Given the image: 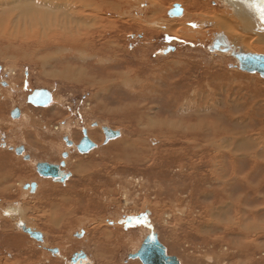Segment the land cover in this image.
<instances>
[{
  "label": "rangeland",
  "instance_id": "obj_1",
  "mask_svg": "<svg viewBox=\"0 0 264 264\" xmlns=\"http://www.w3.org/2000/svg\"><path fill=\"white\" fill-rule=\"evenodd\" d=\"M186 2L198 6L191 14L203 7L223 9L212 0H159L153 15L157 7L152 0H127L119 13L107 14L115 20L101 29L103 40L97 37L89 48L112 62L91 59L84 73L64 52L38 53L27 47L12 52L0 44V178H7L0 181V264H69L81 251L93 264H142L129 255L150 234L149 225L181 264H264V78L241 71L228 52L209 50L217 32L213 26L201 28L199 19L197 29L192 27L195 22L184 29ZM175 4L187 9L178 35L161 26L171 20L167 13ZM106 40H113L114 51L103 49ZM169 47L175 51L163 54ZM75 56L86 53L79 50ZM116 74L123 79L113 81ZM40 89L55 99L47 107L28 103V96ZM194 90L192 100L201 114L196 121H179L173 113L186 107L185 98ZM16 109L20 116L14 119ZM201 111L212 124L224 115L221 123L229 142L218 153L225 159L216 160V174V154L199 151L209 156L205 159L193 154L192 148L206 140L196 145L186 137L158 134L160 127L167 132L170 122L200 125ZM104 127L121 134L106 143ZM84 129L96 148L80 154L76 147ZM232 140L243 141L236 142L242 150L229 146ZM19 147L25 148L22 155L16 154ZM43 162H64L62 170L69 178L62 182L41 176L36 166ZM222 162L228 170L224 174ZM240 196H248L247 202L229 204ZM15 206L21 210L16 221L5 215ZM253 211L247 222L233 227L238 212L245 216ZM21 222L42 233L44 242L19 228Z\"/></svg>",
  "mask_w": 264,
  "mask_h": 264
},
{
  "label": "bare ground",
  "instance_id": "obj_2",
  "mask_svg": "<svg viewBox=\"0 0 264 264\" xmlns=\"http://www.w3.org/2000/svg\"><path fill=\"white\" fill-rule=\"evenodd\" d=\"M212 1L214 3L220 4L223 7V9L221 8L222 10H219V9H216L215 7H212V8L209 7V9H210L209 10L208 8L206 9L203 7L202 9H200L199 12L191 14L190 9L193 12H195L198 9V6H197L196 2H191V3L186 2L187 7L189 9L188 14H187V9L181 5L182 9H183V15L180 16L181 18L175 17V18H173V20L171 18V20L170 21L168 20L167 23L165 21H161V23H163V22L166 23V24L161 25L162 29L167 31L168 33L178 35L180 28L183 27V25L181 24V22H183V21L180 19L187 17L185 19L186 24L183 23L184 29L188 26L189 22H191V23L195 22L192 25V27H193V29H197V26H199L198 20L200 19V26L202 25L201 28L205 27V26H207V27L213 26L212 29L215 28V30H217V32L214 31L216 33L212 37L211 44L208 47L211 52H215V53L218 51L228 52V54L233 56L237 62H238V59H237L238 54L264 55V0H212ZM125 2H127V0H0V44L2 46H5L3 48L6 49V51L13 50L12 52H15V51L21 49V47L30 48L33 51H37L38 53H39V51H43V50H52V51H56V52H64L65 58L70 59V60L74 59L75 62H79V64H80L79 66L82 69V72H83V70H84V72L85 71L88 72L89 69L87 68V65H89L88 61H91V59H94V61H96L97 64H103L105 61L112 62L111 59L105 58L106 56L104 58H98V56H96L98 54L93 55L89 51V48H90V45H94L93 44L94 41H97V37H98V41L103 40V38L101 37V29L102 28L105 29V27H109L111 22L114 21L115 17H116V16H108L109 13L110 12L114 13V14L119 13L120 10H123V8H124L123 3L125 4ZM152 3H153L152 4L153 7L156 6L157 9H154L151 12L153 13V15H156V13L159 11L158 8L160 7L159 0H152ZM173 7H174V5H173ZM173 7H171V8L169 7L170 9L168 11L172 10ZM203 9H206L207 11L205 12V10H203ZM126 13H128V11ZM185 15H186V17H184ZM103 22H105L106 24ZM153 23L156 24L157 22H153ZM113 28L114 27L111 25L110 29L112 30ZM201 28L198 31L203 30ZM190 30H192V29H190ZM111 34H113V33H111ZM215 41L218 42V45L220 46V48H219V50L214 49L212 51L210 48H214L213 45H214ZM112 42H113V40L104 41L102 43L103 49L106 48V50H109V48H112L110 50L114 51ZM79 50H82V52L85 51L86 56L82 57V58H78L77 56H75V52H77ZM46 61H48V60H46ZM237 65H238V68L240 69L239 62ZM103 71H104V69L101 70V72H103ZM115 77H116V79H112V80L113 81H119V80L123 79V74H116ZM94 81H95V79H94ZM133 81H135V80L132 79V80L128 81V83H130V82L132 83ZM136 82H138V81L136 80ZM193 92H196V90H194ZM196 95H197V92L191 93L190 95H187L185 98L186 107L185 108L183 107L184 109H182V110L174 111L173 116L179 117L178 118L179 121H184L186 118H188L190 121V118L195 117V121H196L198 118L197 113L201 114L200 111L195 108L196 106H198V104H195V100H192L193 98L196 97ZM198 95H200V94H198ZM53 100H55V99L52 95V101ZM207 111L208 110H206V112ZM201 112L203 113L204 111H201ZM206 112H204L205 114L203 113L204 119H203L202 123H199L200 125H191V124L187 123L186 126L184 124L176 126V124H172L170 122L169 127H171V128L169 130H167V132H164V131H162V129L160 127L158 134H160L161 136H165V137H168V136L175 137L176 135L178 137H186V139H188L191 142H194L195 144L198 143L199 139L206 140L205 141L206 144L201 145L200 147L197 146V147L192 148L193 154H195V155L201 154L203 159L209 158V156L212 157L213 154H216L215 161L212 164L214 172L216 174V170H215L216 169V163H218V162H216V160L221 159V158H222L221 160L225 159L224 155L219 154L220 155L219 156L218 153L222 152L223 150L224 151L226 150L225 143L229 142V140H227V138H229V136L226 137L227 131H226L225 127H223V124H222L223 122H225L224 118L222 117L224 115L221 114L217 118V122H215V124H212V122L207 119V117H208L207 113L209 114V112H207V113ZM221 121H222V123H221ZM159 122H158V124H159ZM176 123L178 124L177 121H176ZM154 124H155V122H154ZM165 125H164V127H165ZM62 127H64V126H62ZM176 129L178 132H176ZM218 129H219V134L218 133L215 134L216 131H218ZM174 131H175V134L172 133ZM145 132H147V131H145ZM219 135L221 136V138H219L220 137ZM210 136H213V139H212L213 142H208V137L210 139ZM215 137L219 138V139L216 140ZM89 138H90V136H89ZM230 139H233V138L231 137ZM90 140L94 143V141L91 138H90ZM236 142L242 144L243 141L241 142V141L232 140L233 144L231 143V145H229V146L235 147V150H242L241 145L236 144ZM228 144H230V143H228ZM215 148L217 149V151L215 150ZM192 149H189V150L192 151ZM199 151H202L203 153L209 154V156L203 157L202 153H198ZM259 154H260V152H259ZM259 154L255 153V155L257 157L259 156ZM247 155H250V154H247ZM243 157H245V156H243ZM210 162L211 161L209 160L208 164ZM180 168L183 169V165L180 166ZM191 168L193 170L197 169L195 166H193ZM220 169H221L220 172L223 174H224V172L228 171L226 164H224V166H222ZM240 169H241V166L235 167L234 172L231 174V176H233V178L236 177L237 173H239ZM209 172H211L212 176H214V174L212 173V169L209 170ZM227 175H225V176H227ZM216 177H217V175H216ZM6 179H7L6 177H3V179L0 178V181H3V183H4V182H7ZM225 179H224V181H225ZM235 180H237V178ZM227 185L229 186V184H227ZM223 197L225 198V196H223ZM247 197L248 196H243L237 200L236 199L232 200L229 204H239L240 205V202H241L240 199H242L243 202H244V200H246V202H247ZM219 201H221V200H219ZM252 202H253V200H252ZM220 203H222V202H220ZM218 207H219V205H218ZM218 211H221V209ZM223 211H226V209ZM212 212L214 213V211H212ZM20 213H21L20 208L15 206V207H8L6 212H5V215L7 218H15V221H16V218H17L16 216H18V215L20 216L21 215ZM225 213L226 212H224V215H225ZM254 213L255 212L253 211L252 214H246L244 216L241 212H238L236 214V216L233 217L234 218L233 222H232L233 227L236 224L241 225L243 221L247 222L246 219L248 218V215L251 216V215H254ZM216 214H217V211H216ZM251 218L256 220L257 216H253ZM228 219H230V218H228ZM17 220H19V219H17ZM21 220H23V219H21ZM256 221H253L254 224L252 223L254 225V227L256 225L255 223H257ZM22 224H24L27 228L29 227L26 225V223L21 222L19 225V228ZM250 227H251V224H250ZM256 227H258V224L256 225ZM256 227L254 229H256ZM243 228H245V226ZM30 229H32V228L30 227ZM32 230H34V229H32ZM249 230H253V227L250 228ZM243 233L246 234V232H243ZM254 234H256V233H254ZM242 236H244V235H242ZM245 238H246V235H245ZM248 238H249V236H248ZM226 250H227V248H226ZM226 250H225V252H226ZM230 251H232V250H230ZM220 252H222V251H220ZM225 254H227V253H225ZM69 264H93V263L90 261L89 257L87 256V259H83L77 263H72L70 261Z\"/></svg>",
  "mask_w": 264,
  "mask_h": 264
},
{
  "label": "water",
  "instance_id": "obj_3",
  "mask_svg": "<svg viewBox=\"0 0 264 264\" xmlns=\"http://www.w3.org/2000/svg\"><path fill=\"white\" fill-rule=\"evenodd\" d=\"M169 17L175 18L183 15L182 6L179 4H175L172 10L168 13ZM222 37V36H221ZM214 48H210L212 51L214 49L219 50L220 46L218 42L215 41ZM172 51H175L174 47L167 48L163 54H168ZM240 70L249 72V73H259L264 78V55H245L238 54L237 56ZM28 103L32 104L35 107H47L50 103H52V93L50 91L40 89L33 91L28 96ZM20 116V110L16 109L12 113V118H18ZM105 135V142L112 139H116L120 136V132L113 131L104 127L103 129ZM65 141L67 145L72 146V142L66 137ZM96 148V144L93 143L88 137L87 130H83V139L77 145L76 149L80 154H86L93 149ZM25 148L19 147L15 149L17 155H22L24 153ZM68 154H64L63 157L66 158ZM25 159H29L28 156ZM65 167V163L62 162L60 165L50 164V163H38L36 169L38 173L43 177H52L60 179L64 182L67 178H69V174H66L61 168ZM29 188V186H27ZM32 192L36 189V184L31 186ZM21 229L31 236V238L37 240L40 243L44 242V236L42 233L27 228L24 224H22ZM149 229L151 230L150 234L145 238L141 247L135 254L129 255V259H138L142 264H181L180 260L177 257L171 256L168 254L167 248L160 242L158 234L155 232L154 227L149 225ZM84 234V231H82ZM49 251L56 255L59 254L60 251L58 249H49ZM83 259H87V254L84 252L76 253L71 262L77 263Z\"/></svg>",
  "mask_w": 264,
  "mask_h": 264
},
{
  "label": "flooded vegetation",
  "instance_id": "obj_4",
  "mask_svg": "<svg viewBox=\"0 0 264 264\" xmlns=\"http://www.w3.org/2000/svg\"><path fill=\"white\" fill-rule=\"evenodd\" d=\"M65 154H67V153H65ZM61 163H62V162H61ZM50 164H51V163H50ZM56 165H57V164H56ZM61 169H63V167H62ZM20 228H21V227H20ZM81 252H82V251H81ZM78 253H79V252H78ZM56 255H57V254H56ZM74 255H75V254H74ZM74 255H73V256H74ZM73 256H72V258H73ZM72 258H71V260H72Z\"/></svg>",
  "mask_w": 264,
  "mask_h": 264
}]
</instances>
